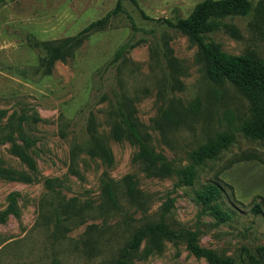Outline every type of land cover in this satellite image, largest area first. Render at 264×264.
Here are the masks:
<instances>
[{
  "label": "rangeland",
  "instance_id": "1",
  "mask_svg": "<svg viewBox=\"0 0 264 264\" xmlns=\"http://www.w3.org/2000/svg\"><path fill=\"white\" fill-rule=\"evenodd\" d=\"M117 0H0V126H21L28 169L0 144V167L25 173L28 182L0 178V212L15 213L0 221V264H109L132 231L162 219L172 229L196 232L201 247L250 263L242 248L256 256L264 246V164L244 161L225 168L243 154L264 161V140H250L248 102L229 81L214 83L204 71L198 47L166 21L185 19L203 0H135L101 29L93 31L70 56L40 66L44 50L35 44L75 36L103 18ZM248 16H231L226 28L209 35L232 56L252 55L264 61V0H249ZM133 45L112 63L117 48ZM121 92L134 107V117L149 144L163 158L168 173L148 175L136 160L138 149L110 136L113 100ZM94 129L108 149L111 162L88 156L84 147ZM16 136V135H15ZM229 137L225 145L223 139ZM213 138L220 151L214 159L194 155L209 150ZM17 144L21 145L18 139ZM78 148L71 166L70 151ZM130 178L143 201L128 203L124 179ZM54 179L52 189L45 180ZM114 185L118 209L105 202L104 184ZM216 182L221 191L204 208L196 192ZM228 185L231 187H228ZM73 200L85 205L82 220L54 234L58 204ZM262 210L254 214L252 206ZM95 249L82 250L85 232ZM134 264H207L194 256L184 239L161 240L154 249L145 240ZM258 264H264V258Z\"/></svg>",
  "mask_w": 264,
  "mask_h": 264
},
{
  "label": "trees",
  "instance_id": "2",
  "mask_svg": "<svg viewBox=\"0 0 264 264\" xmlns=\"http://www.w3.org/2000/svg\"><path fill=\"white\" fill-rule=\"evenodd\" d=\"M130 1L136 4L135 0H117L112 11L108 12L103 18L89 23L75 36L62 39L55 42H43L35 44L44 50V56L41 58L40 66L44 72L48 73L52 63L56 60L64 59L71 55L74 48L89 36L93 31L103 28L109 19L117 15L122 10V2ZM251 3L249 0H203L196 4L191 13L185 19H179L175 23L166 21L170 27L180 31L186 35L188 39L197 45L199 56L203 63L204 71L207 78L218 84L223 81H229L248 102V121L252 124V130L245 132L246 138L250 140H264V61L252 55L232 56L220 49V47L210 40L209 35L226 28L235 35V30L227 27L222 20L231 16H248L251 13ZM133 45L125 43L120 45L112 59V63L122 59L124 54L132 48ZM112 122L110 136L113 140L120 142L126 140L137 147L138 152L136 160L142 165L143 170L150 176L161 177L168 173V167L163 158L156 154L149 144V135L142 131L134 117V107L131 101L121 92L115 94L113 105ZM3 112L0 111V122ZM0 126V144L8 143L10 152L16 156L25 166L32 170L35 163L31 156L27 153L24 146L27 138L25 137L20 125L15 129L11 128V124ZM86 131L89 136L88 143L84 147V152L88 156L97 157L105 163L111 162V156L105 147L102 138L94 129L92 119L86 125ZM16 135V136H15ZM21 141V145L17 144V140ZM229 140L228 136L223 139V144ZM209 150L206 153L194 155L195 163L202 162V158L206 155L212 159L219 154L218 146L213 138L208 139ZM78 148L73 147L70 151L71 166L77 158ZM217 155V156H216ZM244 161H259L264 164L254 153L243 154L235 160H232L225 168L235 163ZM0 178L7 180H17L28 182L29 177L22 172L0 167ZM54 179L45 180V187L52 189ZM125 197L128 203L132 205L142 206L143 201L140 194L136 190L134 183L130 178L124 179ZM228 187H230L228 185ZM231 188V187H230ZM220 185L216 182H209L202 186L196 192V198L204 208H213L211 203L220 195ZM114 185L107 181L103 187V195L105 202L112 208L118 209L115 196ZM11 203L7 209L8 212H0V221L5 219L8 213H15L13 196H10ZM264 200L260 196H255L252 200ZM85 205L75 204L73 200H67L58 204L59 212L56 214L54 225V234L60 235L62 229L77 220H82ZM254 214L261 212L262 208L255 203L252 208ZM95 226H89L85 232L87 238L82 242V250L84 253L90 254L95 249L94 241L90 238V233ZM184 239L189 251L196 257L203 258L207 264H244V259L236 261L232 257L223 256L213 250L201 247L197 241L196 232L185 229H172L160 219L157 222H147L139 228L132 231L128 241L117 252V258L109 264H134V255L138 252L140 246L145 240H149L154 249L158 248L161 240ZM242 253L246 259L252 264H258L264 258V246L255 249L256 256L249 249L242 248ZM51 264H62L57 259H53Z\"/></svg>",
  "mask_w": 264,
  "mask_h": 264
}]
</instances>
